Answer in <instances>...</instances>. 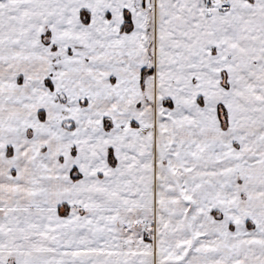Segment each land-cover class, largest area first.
<instances>
[{
	"label": "snow or ice",
	"instance_id": "1",
	"mask_svg": "<svg viewBox=\"0 0 264 264\" xmlns=\"http://www.w3.org/2000/svg\"><path fill=\"white\" fill-rule=\"evenodd\" d=\"M0 264H264V0H0Z\"/></svg>",
	"mask_w": 264,
	"mask_h": 264
}]
</instances>
